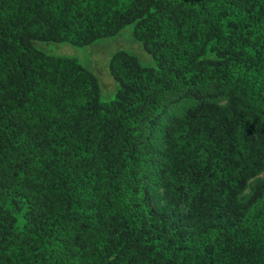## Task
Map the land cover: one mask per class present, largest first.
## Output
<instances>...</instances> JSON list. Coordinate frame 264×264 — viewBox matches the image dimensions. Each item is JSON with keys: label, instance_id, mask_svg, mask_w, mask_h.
Returning a JSON list of instances; mask_svg holds the SVG:
<instances>
[{"label": "trees", "instance_id": "16d2710c", "mask_svg": "<svg viewBox=\"0 0 264 264\" xmlns=\"http://www.w3.org/2000/svg\"><path fill=\"white\" fill-rule=\"evenodd\" d=\"M0 264H264V0H0Z\"/></svg>", "mask_w": 264, "mask_h": 264}, {"label": "rangeland", "instance_id": "374dc122", "mask_svg": "<svg viewBox=\"0 0 264 264\" xmlns=\"http://www.w3.org/2000/svg\"><path fill=\"white\" fill-rule=\"evenodd\" d=\"M131 28V24L126 25L114 36L98 39L88 46L54 42H35L34 46L49 55L74 58L94 75L99 91V101L107 102L115 97L119 86L108 71V60L113 53L125 51L135 56L142 66H154L149 54L132 37Z\"/></svg>", "mask_w": 264, "mask_h": 264}]
</instances>
